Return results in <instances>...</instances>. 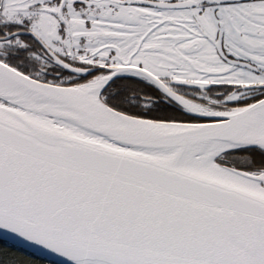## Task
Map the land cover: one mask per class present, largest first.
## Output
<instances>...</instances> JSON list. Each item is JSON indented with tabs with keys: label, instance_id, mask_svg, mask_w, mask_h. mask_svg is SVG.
Listing matches in <instances>:
<instances>
[{
	"label": "snow or ice",
	"instance_id": "obj_1",
	"mask_svg": "<svg viewBox=\"0 0 264 264\" xmlns=\"http://www.w3.org/2000/svg\"><path fill=\"white\" fill-rule=\"evenodd\" d=\"M0 264H264V0H0Z\"/></svg>",
	"mask_w": 264,
	"mask_h": 264
}]
</instances>
